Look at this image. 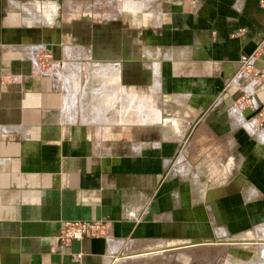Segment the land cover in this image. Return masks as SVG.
Segmentation results:
<instances>
[{"label": "crops", "instance_id": "crops-1", "mask_svg": "<svg viewBox=\"0 0 264 264\" xmlns=\"http://www.w3.org/2000/svg\"><path fill=\"white\" fill-rule=\"evenodd\" d=\"M259 43L261 0H0V264H264Z\"/></svg>", "mask_w": 264, "mask_h": 264}, {"label": "built area", "instance_id": "built-area-1", "mask_svg": "<svg viewBox=\"0 0 264 264\" xmlns=\"http://www.w3.org/2000/svg\"><path fill=\"white\" fill-rule=\"evenodd\" d=\"M261 3H264L261 0ZM264 54V44L259 43L258 46L248 55H242L239 59L240 69L239 72L252 73L256 76V73L252 72V62L258 56ZM257 76H262L258 74ZM249 97H245L244 101L249 100ZM247 104V103H246ZM249 107H252L256 118L258 119V125L264 127V104L254 105L248 102ZM108 236V224L104 220H68L62 223L59 232L55 236L58 244L66 246L71 240H80L82 238H93V237H103ZM80 254L76 253L73 255V259L79 258Z\"/></svg>", "mask_w": 264, "mask_h": 264}, {"label": "rangeland", "instance_id": "rangeland-1", "mask_svg": "<svg viewBox=\"0 0 264 264\" xmlns=\"http://www.w3.org/2000/svg\"><path fill=\"white\" fill-rule=\"evenodd\" d=\"M53 62H54V60L51 58L50 54L49 53L47 54L45 51H43L41 53V55L38 57V66L43 67L46 70L47 73H49V71L51 70ZM76 119H77V121H79V119H80L79 114H76ZM154 126L155 125H141V126H131L130 125V127L124 126L125 128H122V129L125 130V132H124L125 135L124 136H126L127 135V132H126L127 130L133 131V132H136V133L138 131L144 132L147 129L148 130L149 129H153L154 130ZM112 130H114V129H112ZM110 132H111V130L103 133V136L104 137L112 136L111 135L112 133H110ZM113 133H114L113 135H115V132H113Z\"/></svg>", "mask_w": 264, "mask_h": 264}, {"label": "flooded vegetation", "instance_id": "flooded-vegetation-1", "mask_svg": "<svg viewBox=\"0 0 264 264\" xmlns=\"http://www.w3.org/2000/svg\"><path fill=\"white\" fill-rule=\"evenodd\" d=\"M54 64H55V63L53 62L51 70H53V69H54V68H53V67H54Z\"/></svg>", "mask_w": 264, "mask_h": 264}, {"label": "bare ground", "instance_id": "bare-ground-1", "mask_svg": "<svg viewBox=\"0 0 264 264\" xmlns=\"http://www.w3.org/2000/svg\"><path fill=\"white\" fill-rule=\"evenodd\" d=\"M51 72H52V70L49 71V73H51Z\"/></svg>", "mask_w": 264, "mask_h": 264}]
</instances>
